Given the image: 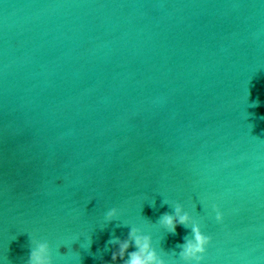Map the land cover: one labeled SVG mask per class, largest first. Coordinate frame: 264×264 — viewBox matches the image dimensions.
I'll list each match as a JSON object with an SVG mask.
<instances>
[{
    "label": "water",
    "instance_id": "95a60500",
    "mask_svg": "<svg viewBox=\"0 0 264 264\" xmlns=\"http://www.w3.org/2000/svg\"><path fill=\"white\" fill-rule=\"evenodd\" d=\"M177 206L204 264H264V0H0L2 264H113L133 228L184 264Z\"/></svg>",
    "mask_w": 264,
    "mask_h": 264
},
{
    "label": "clouds",
    "instance_id": "9594fccd",
    "mask_svg": "<svg viewBox=\"0 0 264 264\" xmlns=\"http://www.w3.org/2000/svg\"><path fill=\"white\" fill-rule=\"evenodd\" d=\"M212 209L215 212L216 222L222 224L224 221L223 213L215 205L212 206ZM120 217L121 213L118 209H110L104 216L101 229L107 224L119 220ZM160 224L171 234L176 233L178 225L184 227L191 225L194 240L183 245L180 255L184 264H204V257L207 255L208 247L212 241L208 236L204 235L201 226L194 220L192 215L182 207L177 206L175 215L165 214L161 218ZM112 243L118 245V250L113 252L112 255L113 264H118L120 261H123V264H164V261L159 258L153 249L151 238L142 234L141 229L133 228L129 233L128 240L120 241L116 239ZM133 245L137 251L129 252V248ZM0 264H2V261H0ZM29 264H54L49 244L38 243L31 254Z\"/></svg>",
    "mask_w": 264,
    "mask_h": 264
}]
</instances>
